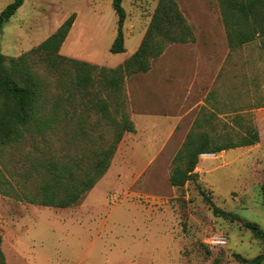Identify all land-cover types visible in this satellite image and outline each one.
Here are the masks:
<instances>
[{"label": "rangeland", "instance_id": "rangeland-1", "mask_svg": "<svg viewBox=\"0 0 264 264\" xmlns=\"http://www.w3.org/2000/svg\"><path fill=\"white\" fill-rule=\"evenodd\" d=\"M10 1L0 0V11ZM157 1H122L125 50L112 53V0H24L0 34L1 50L13 57L29 51L74 13L60 53L115 67L137 49ZM176 2L195 40L168 44L148 71L124 78V109L136 131L123 134L95 186L67 208L0 194L6 264H250L264 251V242L244 226L254 222L264 230V106H258L264 103V38L230 49L219 0ZM28 61L45 83L40 109L56 117L49 131L33 130L0 148L18 191L33 186L24 177L25 156H76L112 138L105 117L88 102L98 85L81 95L67 90L37 55ZM238 114L257 128L259 141L199 155L196 178L172 186L173 157L187 134L207 131L222 141L240 126ZM208 198L238 218L214 213ZM213 237L226 244H211Z\"/></svg>", "mask_w": 264, "mask_h": 264}, {"label": "trees", "instance_id": "trees-1", "mask_svg": "<svg viewBox=\"0 0 264 264\" xmlns=\"http://www.w3.org/2000/svg\"><path fill=\"white\" fill-rule=\"evenodd\" d=\"M122 1L112 0V7L117 15L116 35L110 47L112 53L125 50L123 24L126 12ZM23 2L24 0H11L0 11V34ZM219 8L230 49L258 37L264 38V0H219ZM74 19L73 13L36 47L17 57L5 55L0 46V148L20 143L33 130L42 134L49 131L55 120V113L40 109V104L44 101L45 83L28 61L32 54L37 55L48 70L58 73L67 90L70 86L85 95L90 88L99 86V92L95 97L88 98V102L105 117L112 138L109 141L104 139L101 144L83 150L76 156L68 153L62 157L42 154L29 159L25 156L24 160L30 161L24 169V177L31 179L33 183L27 191L16 189L12 175L8 176L5 172L6 163L0 155V194H9L32 204L57 208L78 204L107 172L123 134L136 131L134 122L124 109V78L148 71L151 60L161 55L168 44L195 40L192 27L176 0H158L137 49L115 67L98 66L60 53ZM70 73L73 79L67 83V75ZM258 106H264V103H259ZM234 118L240 126L233 133H225L222 141H213L207 131L191 130L187 134L173 157L169 174L172 186H182L186 181L196 178L194 169L199 155L251 146L259 141V132L252 123H242V114ZM207 200L214 213L231 220L238 218L237 215L217 207L211 199ZM244 226L264 242V230L256 223L245 222ZM235 256L245 260L238 254ZM249 262L264 264V251ZM0 264H6L1 237Z\"/></svg>", "mask_w": 264, "mask_h": 264}, {"label": "built area", "instance_id": "built-area-1", "mask_svg": "<svg viewBox=\"0 0 264 264\" xmlns=\"http://www.w3.org/2000/svg\"><path fill=\"white\" fill-rule=\"evenodd\" d=\"M203 154H208V153H203ZM210 242L213 245L222 246V245L226 244V239L225 238H221V237H213Z\"/></svg>", "mask_w": 264, "mask_h": 264}, {"label": "bare ground", "instance_id": "bare-ground-1", "mask_svg": "<svg viewBox=\"0 0 264 264\" xmlns=\"http://www.w3.org/2000/svg\"><path fill=\"white\" fill-rule=\"evenodd\" d=\"M203 156H213L212 154H202Z\"/></svg>", "mask_w": 264, "mask_h": 264}, {"label": "crops", "instance_id": "crops-1", "mask_svg": "<svg viewBox=\"0 0 264 264\" xmlns=\"http://www.w3.org/2000/svg\"><path fill=\"white\" fill-rule=\"evenodd\" d=\"M192 27V26H191Z\"/></svg>", "mask_w": 264, "mask_h": 264}, {"label": "water", "instance_id": "water-1", "mask_svg": "<svg viewBox=\"0 0 264 264\" xmlns=\"http://www.w3.org/2000/svg\"><path fill=\"white\" fill-rule=\"evenodd\" d=\"M202 155V154H201Z\"/></svg>", "mask_w": 264, "mask_h": 264}]
</instances>
